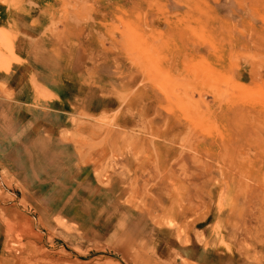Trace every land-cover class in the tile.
Returning <instances> with one entry per match:
<instances>
[{
	"label": "rangeland",
	"instance_id": "374dc122",
	"mask_svg": "<svg viewBox=\"0 0 264 264\" xmlns=\"http://www.w3.org/2000/svg\"><path fill=\"white\" fill-rule=\"evenodd\" d=\"M58 1L101 106L6 139L0 264H264V0Z\"/></svg>",
	"mask_w": 264,
	"mask_h": 264
},
{
	"label": "crops",
	"instance_id": "0c3cea01",
	"mask_svg": "<svg viewBox=\"0 0 264 264\" xmlns=\"http://www.w3.org/2000/svg\"><path fill=\"white\" fill-rule=\"evenodd\" d=\"M57 2L59 1L17 0L12 4L10 1L0 0V29L7 34V40H10L13 46L11 63L0 66V154L2 155L5 153L7 138L16 136L21 139L36 138L53 135L65 129L67 121H63L64 115L74 105L89 106L93 110L100 109L102 99L100 95L97 94V98L87 103L85 98H88L90 89L81 84L78 80L79 76L74 78L71 75L90 72L84 69L83 57L79 60L78 51L70 56L69 51L61 47L63 58H66L68 63L73 59L70 65L66 66H54L52 52L48 56V51L50 53L52 50L50 43H67L69 40L60 37L61 34L48 33L52 27L48 17V6ZM108 100L109 106L115 105L116 101H113L112 97ZM7 107H13L14 110L10 111ZM9 114L11 115L7 116ZM7 118L12 131L5 127ZM18 143L20 144L21 141ZM13 144L16 143L12 141ZM30 145L37 147L36 142ZM25 161L26 159L22 162ZM14 165L10 167L25 169L24 165L17 163Z\"/></svg>",
	"mask_w": 264,
	"mask_h": 264
}]
</instances>
